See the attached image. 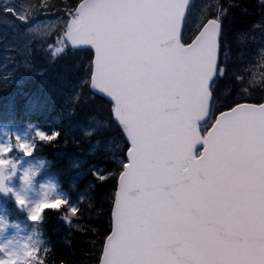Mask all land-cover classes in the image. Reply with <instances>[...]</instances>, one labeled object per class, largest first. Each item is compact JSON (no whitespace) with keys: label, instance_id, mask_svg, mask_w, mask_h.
Returning a JSON list of instances; mask_svg holds the SVG:
<instances>
[{"label":"snow or ice","instance_id":"1","mask_svg":"<svg viewBox=\"0 0 264 264\" xmlns=\"http://www.w3.org/2000/svg\"><path fill=\"white\" fill-rule=\"evenodd\" d=\"M191 7L190 0H81L56 40V53L94 50L85 83L110 98L127 140L120 170L98 176H118L99 264H264V97L243 103L237 95L226 110L217 107V81L229 73L226 52L221 60L228 10L217 6L192 30ZM35 10L11 5L3 15L19 29ZM252 27L264 32V23ZM260 60L264 67V51ZM18 148L31 154L27 144ZM10 151L0 146V154ZM66 203L45 202L30 219ZM40 251L25 245L21 264H45ZM17 260L11 254L0 264Z\"/></svg>","mask_w":264,"mask_h":264},{"label":"trees","instance_id":"2","mask_svg":"<svg viewBox=\"0 0 264 264\" xmlns=\"http://www.w3.org/2000/svg\"><path fill=\"white\" fill-rule=\"evenodd\" d=\"M78 1L0 0V25H5V20H13L15 27L19 24L15 17L3 15V8L7 6L17 7L25 2L36 6L31 23L50 15L70 19L69 11ZM215 2L213 7H204L202 18L213 17L219 6L228 10L224 22L230 26L228 47L221 50V60L227 53L229 73L217 81V107L225 109L224 105L237 95L244 97L241 102L254 103L264 97V67L260 60L264 51V32L252 26L255 22L264 23L261 20L264 3L262 0ZM190 4L191 29L201 0H190ZM57 32L55 30L38 40L37 48L44 66L56 73L72 71L74 67L75 71L86 69L91 58L89 49L66 47L60 53L50 49ZM237 76L242 82L236 79ZM48 79L14 63H3L0 68V120L10 127L34 125L46 135H55V139L50 141L40 140L33 132L27 136L31 155L42 161L39 175L50 177L56 183L60 198L55 201L67 202L59 209H46L34 222L38 241L35 247L41 249L39 259L45 264H97L103 240L110 230V209L117 179L114 175L100 181L98 176L120 170V164L112 156L124 159L127 145L119 126L112 119L108 100L91 93L86 84L77 98L67 102L68 93L63 91L64 88L68 90L67 85H52ZM90 118L102 121L103 125L85 128ZM109 141H113L115 152L112 143L107 144ZM4 207L9 216L18 213L9 202ZM72 207L78 209L75 216L72 215Z\"/></svg>","mask_w":264,"mask_h":264},{"label":"rangeland","instance_id":"3","mask_svg":"<svg viewBox=\"0 0 264 264\" xmlns=\"http://www.w3.org/2000/svg\"><path fill=\"white\" fill-rule=\"evenodd\" d=\"M206 2L207 0H204V2L201 0V7L199 8V12L196 13V22L192 23L191 29H194L195 25L200 21L202 11L205 9L202 7V3L205 5ZM23 5L26 6L29 4L28 2H25ZM19 9L20 6H17V10ZM68 20L67 16L50 15L36 19L19 29L14 26L13 20H10L11 22H4L5 25H0V68L3 66V63H14L19 68L31 72L35 71L47 78L49 77V83L52 85L59 84L61 86L62 83L67 85L68 90L64 88L65 90L63 89V91L66 94L68 93L67 96H69L70 99L79 95L78 93H80L81 89L86 85V69L75 71L74 67L72 71L63 70L62 72L57 71L56 73L54 70H50L44 66L42 54L37 48L39 39L46 38L51 32L57 30V37L55 36L52 38V47H50V49L56 53L55 48L59 46L56 44V40L63 32ZM30 29L37 30L30 31ZM6 31H8V33ZM45 33H48V35H45ZM102 123V121L97 120L96 118H90L87 121L85 128L88 129L103 125ZM4 126L9 128L11 134L16 135V140L27 145V136L29 133H32V131L38 132L29 125L24 128H11L6 124ZM109 143H112V149L115 152L117 149L114 146L113 141H109L107 144ZM18 145L16 147L8 136L4 135L3 132H0V146L11 148L10 152L0 155L15 156L18 160V167L15 176L7 181L8 186L12 189V192H9V196L12 199V207H17L18 213L11 216L6 214L4 209L1 208V206L6 205L0 200V225H3V227L0 228V260L7 259L17 245L35 247V243L38 241L34 234L35 221L30 219L31 214L37 206L45 202H54L56 199L60 198L56 183L50 177H42L39 175L41 174L40 167L42 161L38 160L31 154L29 155L22 149H19ZM112 157L120 164V158L115 156ZM6 161H8V163L2 165L7 166L10 164L9 160ZM25 172L32 173L31 179H27V177L24 176ZM25 180H27L26 183ZM15 193L23 194L25 197L24 205L21 206L17 203V199L14 195ZM5 244H9L10 247L5 248Z\"/></svg>","mask_w":264,"mask_h":264},{"label":"clouds","instance_id":"4","mask_svg":"<svg viewBox=\"0 0 264 264\" xmlns=\"http://www.w3.org/2000/svg\"><path fill=\"white\" fill-rule=\"evenodd\" d=\"M5 124H6L5 121L0 120V132H3L4 135L8 136L11 139L12 143L17 147V145L20 142L15 139L16 135L11 134L9 128L4 126ZM0 159H6L10 161L9 165L0 166L3 168L2 176H0V193H9L12 192V189L8 186L6 182L9 181L13 176H15L18 167V160L15 156H9V155L7 156L0 155ZM24 176L27 177V179H31L32 173L25 172ZM26 182L27 180H25V183ZM14 195L16 199H22V200L25 199L22 193H15ZM2 227L3 225H0V228ZM4 247L8 248L10 247V245L5 244ZM24 247L25 246L17 245L15 246V250H13L11 253L14 257H18L17 264H21L19 257L22 255V250L24 249Z\"/></svg>","mask_w":264,"mask_h":264},{"label":"water","instance_id":"5","mask_svg":"<svg viewBox=\"0 0 264 264\" xmlns=\"http://www.w3.org/2000/svg\"><path fill=\"white\" fill-rule=\"evenodd\" d=\"M79 3H81V0L76 4V6L75 7H77L78 5H79ZM69 47H71V46H69ZM72 48V47H71ZM88 49H90V47H87ZM91 50V53H92V56H91V59L94 57V50H92V49H90ZM88 87H89V90L92 92V93H94V94H96V95H98V96H101V97H104V98H106V99H108L109 101H110V98H108V97H106V96H104L103 94H101V93H98L97 91H95V90H93L92 88H91V86H90V84L88 85ZM262 102H264V101H262ZM243 103H251V102H243ZM226 110V109H225ZM219 113H217V115H218ZM113 120L115 121V119H114V117H113ZM116 122V121H115ZM117 123V122H116ZM118 124V123H117ZM119 126V125H118ZM120 127V126H119ZM120 130H121V132H122V134H123V131H122V129L120 128ZM123 136H124V139H125V142H126V144H127V140H126V136L123 134ZM126 151H127V148H126V150H125V153H124V156H125V160H126ZM126 162V161H125ZM0 166H3V165H1L0 164ZM2 173H3V168L2 167H0V176H2ZM117 186H118V176H117V179H116V187H115V190H116V188H117ZM8 195V193H0V196L1 197H6ZM111 208H112V205H111ZM110 217H111V209H110ZM108 234H110V230H109V232H108ZM107 234V235H108ZM105 238H106V236H105ZM105 238H104V240H105ZM104 240H103V242H104ZM102 248H103V244H102ZM102 248H101V253H100V256H99V260H100V258H101V256H102ZM99 260H98V263L97 264H99Z\"/></svg>","mask_w":264,"mask_h":264}]
</instances>
